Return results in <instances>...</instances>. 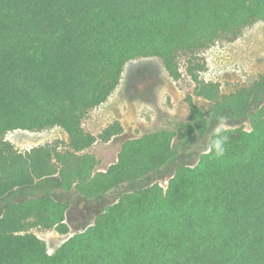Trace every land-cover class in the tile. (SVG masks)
I'll return each mask as SVG.
<instances>
[{
    "label": "trees",
    "instance_id": "1",
    "mask_svg": "<svg viewBox=\"0 0 264 264\" xmlns=\"http://www.w3.org/2000/svg\"><path fill=\"white\" fill-rule=\"evenodd\" d=\"M256 22L264 24V0H0V137L58 127L68 140L65 151L23 152L1 141L0 200L39 182L84 202L138 184L52 254L31 230L67 234L68 203L50 194L5 203L0 264H264V77L225 95L202 78L198 56ZM180 54L194 84L187 122L126 140L97 172L86 151L123 129L113 122L94 136L85 116L110 97L127 62L157 58L176 82ZM221 118L249 130L223 128ZM195 137L208 145L194 166H177L165 188L143 185L176 159L174 140Z\"/></svg>",
    "mask_w": 264,
    "mask_h": 264
},
{
    "label": "rangeland",
    "instance_id": "2",
    "mask_svg": "<svg viewBox=\"0 0 264 264\" xmlns=\"http://www.w3.org/2000/svg\"><path fill=\"white\" fill-rule=\"evenodd\" d=\"M198 56L206 64L202 78L218 82L222 94L249 89L260 77H264V24L256 22L234 39L218 40ZM187 59L184 54L178 57L182 77L176 82L168 77L157 58L136 59L124 65L116 89L106 102L91 110L82 121L83 129L92 132L94 136H98L113 122H118L123 129L120 135L112 137L108 142L97 140L86 151L95 157L97 172L105 171L116 162L120 147L126 140L165 129L173 130L176 125L187 122L189 112L185 97L192 95L194 86L184 72ZM258 96L254 99L258 100ZM192 100L197 106H209L207 102L194 96ZM218 124L223 128L243 127L249 130L247 121L235 122L221 118ZM1 141L9 142L20 152L43 145L55 146L58 151H65L68 145L66 134L58 127L39 132L10 131L0 137ZM173 145L177 151L176 159L158 174L148 177L143 185L157 182L165 188L177 166L196 164L200 153L206 149L208 140L195 137L184 141L174 140ZM137 187L138 184L131 185L102 200L84 202L74 191L61 194L57 186L39 182L29 190L15 191L1 199L0 213L3 205L9 201L40 194H50L55 199L68 203L64 221L68 228L67 234L61 235L53 229L31 230L45 243L48 254H52L70 236L91 226L95 217L107 205L115 202L120 193Z\"/></svg>",
    "mask_w": 264,
    "mask_h": 264
},
{
    "label": "clouds",
    "instance_id": "3",
    "mask_svg": "<svg viewBox=\"0 0 264 264\" xmlns=\"http://www.w3.org/2000/svg\"><path fill=\"white\" fill-rule=\"evenodd\" d=\"M227 140V137H220L219 139H217L216 141H215V146H216V148H217V150H218V153L219 154H223V144H224V142Z\"/></svg>",
    "mask_w": 264,
    "mask_h": 264
},
{
    "label": "crops",
    "instance_id": "4",
    "mask_svg": "<svg viewBox=\"0 0 264 264\" xmlns=\"http://www.w3.org/2000/svg\"><path fill=\"white\" fill-rule=\"evenodd\" d=\"M92 135H94L92 132H91ZM104 171V170H103Z\"/></svg>",
    "mask_w": 264,
    "mask_h": 264
}]
</instances>
